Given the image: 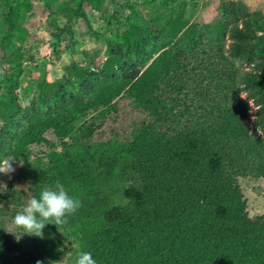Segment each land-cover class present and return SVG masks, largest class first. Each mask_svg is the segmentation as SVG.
Masks as SVG:
<instances>
[{"label":"trees","instance_id":"obj_1","mask_svg":"<svg viewBox=\"0 0 264 264\" xmlns=\"http://www.w3.org/2000/svg\"><path fill=\"white\" fill-rule=\"evenodd\" d=\"M101 1L67 0L69 21ZM185 1L114 13L107 57L41 80L23 106L28 3L2 0L0 162L14 168L0 184V264H74L80 251L97 264H264V216L239 183L264 180V12L222 0L199 25ZM121 104L143 119L121 126ZM56 181L82 206L17 240L13 217Z\"/></svg>","mask_w":264,"mask_h":264},{"label":"rangeland","instance_id":"obj_2","mask_svg":"<svg viewBox=\"0 0 264 264\" xmlns=\"http://www.w3.org/2000/svg\"><path fill=\"white\" fill-rule=\"evenodd\" d=\"M66 1L26 0L28 6L25 11L20 12L19 20L27 32L24 42H19L22 46L20 55L23 71L17 93L23 106L29 104L41 80H58L67 73L76 71L78 65L94 62L93 65L96 66L107 57L108 43L112 42L116 35L115 27L108 25L106 20L114 19V13H122V19L126 17L135 20L136 16L144 17L146 12L143 0H116L119 8H116L114 3L107 4L103 0L97 9H88L87 5L84 6L85 19L72 17L69 21L68 14L71 9L64 7ZM221 1L186 0L188 7L185 18L189 23L199 25L212 23ZM243 1L250 10L264 12V0ZM73 3L74 1L71 5ZM1 9H4L2 0H0V14ZM118 32L121 33V29ZM119 116L124 119L120 125L125 127L137 117L130 114L124 104L120 105ZM142 119L141 114L136 118L137 122ZM7 178L8 175L0 173V184L5 186ZM239 183L247 201L249 215L264 216V180L249 178L240 180ZM1 191L0 185V193Z\"/></svg>","mask_w":264,"mask_h":264},{"label":"clouds","instance_id":"obj_3","mask_svg":"<svg viewBox=\"0 0 264 264\" xmlns=\"http://www.w3.org/2000/svg\"><path fill=\"white\" fill-rule=\"evenodd\" d=\"M11 159L0 162V173L8 174L13 171ZM82 206L81 200L71 195L69 189L60 181L53 185H45L38 196L27 200L22 210L12 219L13 227L22 230L18 236H35L43 239L44 228L49 225L62 226L68 223V218L74 215ZM74 264H97L90 252L77 253Z\"/></svg>","mask_w":264,"mask_h":264}]
</instances>
